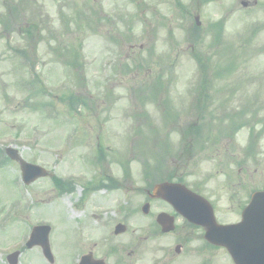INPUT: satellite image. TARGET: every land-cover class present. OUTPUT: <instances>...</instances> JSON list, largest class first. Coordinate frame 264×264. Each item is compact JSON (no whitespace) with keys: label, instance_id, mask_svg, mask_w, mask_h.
<instances>
[{"label":"rangeland","instance_id":"rangeland-1","mask_svg":"<svg viewBox=\"0 0 264 264\" xmlns=\"http://www.w3.org/2000/svg\"><path fill=\"white\" fill-rule=\"evenodd\" d=\"M98 1L90 0L88 10L89 13L97 11L98 15L95 17L90 14V26L94 27L97 20L98 28L92 30L90 27L88 34L77 35L79 39L74 38L76 35L62 33L58 35L57 45L54 47L35 44L26 36L12 39L29 51L36 64L33 71L39 76V80L33 89L28 88V81L33 79L29 69L24 67L23 59L19 58L27 88L25 84L19 83L16 74L12 73L14 63H18L19 59L6 56L0 51V149L4 151L8 146L14 147L25 160L42 165L60 178L67 179L74 174L77 177L76 182H79H75L73 196L67 193L60 195L51 176L40 178L25 186L17 163L9 161L5 165L0 164V192L3 194L5 208L9 201L13 202L19 197L16 190L20 192L22 207L29 204L31 197L37 201H30L35 203L32 208L20 213L13 212L17 216L10 219V232L21 230L28 234L31 225L47 220L53 225L51 235L63 242L61 246L64 249V257L68 256L66 246H71L70 249L77 246L87 248L92 242H100L104 235L114 236V227L120 220L133 221H126L128 233L120 235L121 238L133 237L130 240L137 241L134 236L145 235L147 220L154 219L156 211L167 210L166 204L157 202V207L152 210L153 216L142 214L141 206L146 198V186L142 179L141 162L132 160L141 156L152 162L151 156L161 155L165 151L168 141L166 135L171 143L167 155L169 162L177 159L184 161L189 168L188 173L195 172L194 176L205 181L206 196L212 199L221 221L227 220L231 171L245 172L247 168V171L264 174V0H257V6L250 10L241 5V0H214L202 5L200 29L203 30L199 31L203 35L214 21L222 20L221 47H217L213 42L214 36L211 34L206 35L201 44H197L199 42L196 43L194 39L187 41L188 27L197 30L196 22L188 15L184 19L177 17L173 4L188 0H170V4H166V0H144L149 4V9L144 12V16L149 18V43L142 49L138 47V50L132 53L130 59L137 60L136 64L123 56L126 54V47L123 51L115 49L117 36L106 45L107 41L103 35H109L107 32L113 33V30L104 28L100 31L102 18ZM106 1L107 9L112 8L114 2H119ZM187 7L193 9V2L188 3ZM132 8L130 6V9ZM27 16L29 17V13ZM66 21L62 20V24H66ZM114 26L115 31L121 29L118 23ZM135 31L140 33L136 28ZM73 41L83 42L84 45L78 67L72 71L64 66V62L55 54H64V48H78L79 45ZM143 41L145 43V36L132 37V42ZM121 42L122 39L119 43ZM217 48L219 52H216ZM199 50L207 54L202 56L203 59L196 55ZM148 55L149 58L152 56L149 62ZM64 59L68 64L66 58ZM107 60L112 61L111 72L109 69L106 71L111 73V77L103 79V65ZM204 62L209 65L205 68V79L208 77L206 70L210 73L209 79L213 78L209 85L212 92L217 93V98H230L229 106L226 108V105L217 99L209 109L211 115H206L204 120L197 118V109H190L186 110L187 113L176 115L172 119L174 122L171 124V121L168 125L167 131L162 129L165 121L160 115L161 111L156 109V102L165 104L172 112L183 108L188 102L187 97L194 95L197 81L204 83L200 77L203 74L201 64ZM136 70V77H131ZM212 73L216 75L212 77ZM122 75H128V79ZM155 80L158 81L157 85L153 83ZM147 86L149 92H154L149 94V102L140 99L138 95V89H144V94L148 91ZM155 93L159 94L156 97L160 100H152L151 97ZM247 97H252L249 98L250 107L259 99L256 109L248 108V112L255 115H245L241 122L261 130L262 136L258 152L255 154L261 164L256 165L255 156L250 158L246 154L245 140L249 134V125L236 134L237 136L234 135L233 145L229 137L224 141L227 142L228 150H224L221 145L205 146L202 151L195 147L192 154L194 158L187 153L185 157L188 158L183 159L182 154L177 151L179 134L175 129L183 124L193 125L200 120L201 123H207L209 120L218 123V120L213 118H224L226 113L231 111V104L234 108L237 105L242 106ZM73 99L84 102L76 107L82 109L81 112L77 109L79 114L71 112ZM47 104H50L49 110L45 107ZM224 119V123H229L228 119ZM61 151L65 152L61 155ZM98 152L103 159L108 157V160L111 157L121 164L111 163V166H107L103 163V167L101 163L92 164V159ZM226 152L231 155V160L227 158ZM129 160L133 161L131 167L134 171L133 175L125 180L123 167L127 169ZM242 162H246L245 166ZM113 167V174L122 182H119L122 189L114 188L111 194L107 193L106 189H100L98 195L86 192L87 182L101 180L105 175L103 168L110 172ZM14 180H17L16 190ZM52 204L56 205L51 207ZM22 207H16L15 210ZM128 212L129 216L125 217ZM179 223L182 224L181 221ZM191 235H198V232ZM12 240L14 239L6 238L4 243ZM202 241L204 242V238ZM34 251L31 257L38 259L37 251ZM142 256L144 258V253ZM200 261L201 264H228L223 251H214L213 248L206 250L202 246Z\"/></svg>","mask_w":264,"mask_h":264},{"label":"flooded vegetation","instance_id":"flooded-vegetation-1","mask_svg":"<svg viewBox=\"0 0 264 264\" xmlns=\"http://www.w3.org/2000/svg\"><path fill=\"white\" fill-rule=\"evenodd\" d=\"M166 1L169 2L170 0ZM98 2L100 15H102V20H104L102 27L104 28L105 23L109 22L110 28L115 31L114 25L118 23L121 29L115 32L118 35L130 37V41L121 46H127L129 56H131L137 46V43L131 42L132 37L137 34L135 28L140 30V32L145 31L144 33L149 38V18L143 16L144 12L149 9V4L143 0H123V2L119 0L106 12L107 1L99 0ZM130 6L133 8L130 9ZM177 7L178 12L180 8L185 11L180 4ZM88 9L89 0H0V51L5 52L4 48L9 37L15 39L16 37H25L31 34H37V43L39 44H45L50 47L56 45L57 33L61 30L58 27V19L63 15L67 19H80L81 24L79 28L71 27L64 29L65 31L72 35H84V31L88 29L89 25ZM187 12L188 14L193 13L192 10ZM27 13H29V17ZM32 16L34 19H32ZM37 17L45 20L47 26L40 21L36 23L35 19ZM143 47L145 45L141 44L140 48ZM21 48L24 49L19 44V50ZM17 77L19 79L22 77L20 72H18ZM188 127L189 125H184L182 129ZM224 133L228 136L231 131L225 129ZM221 135L218 137V134H216L214 141L217 145L223 146L224 142ZM166 174L168 181L170 179L186 180L185 172L178 175V173L173 174L168 171ZM230 174L232 176L229 180L230 200L227 205L226 223L234 224L242 219V214L248 205L251 195L258 190L264 189V174L252 171H231ZM188 185L191 190L201 194L202 186L193 183ZM150 191H147L148 198L146 201L150 204V208H155L157 207V201L163 200L154 198ZM163 203L166 204L168 210L166 212L175 218L176 224L173 231L164 233L156 220H148L145 225V235L134 236L137 241H131L130 239H133V237L121 238L120 235L109 236L108 240L106 239L107 237H103L100 242H92L93 245L91 244L87 248L77 246V248L70 249L71 246H69L66 254L68 256L66 257L62 256L63 248L59 245L57 238L51 236L47 237L48 245L46 246L39 244L30 245L31 236H23L22 238L19 235L14 236L13 239L19 240L20 238L22 240L21 245L19 249L9 251L5 248L9 246L8 242H4L10 236L8 232H5L0 227V264H81L83 257V264H201V246L206 250L213 248L214 251H217V249H220L226 254L229 264H233L231 251L235 250L236 246L227 249L211 245L206 241L203 242L202 233L205 232L204 228L186 220H182V224H180L177 215L174 214L173 207L165 201ZM159 211L161 210L157 212ZM254 214L248 215L250 219L244 232L246 243L244 250L252 254L264 250V245L260 244L264 241L263 234L258 228L250 224L251 218L256 216ZM1 215H3V212H1ZM1 221L2 219H0ZM126 221L133 223V221L129 220L118 221V223L126 225L125 233L123 234L128 233ZM130 232L132 233V230ZM193 232H198V235H191ZM122 239L128 241H122ZM35 240H41V238H35ZM34 250L37 251L38 259L31 257L32 253H35ZM143 253L144 258L142 256Z\"/></svg>","mask_w":264,"mask_h":264},{"label":"water","instance_id":"water-1","mask_svg":"<svg viewBox=\"0 0 264 264\" xmlns=\"http://www.w3.org/2000/svg\"><path fill=\"white\" fill-rule=\"evenodd\" d=\"M8 153H9V155H10L12 158H18L17 152H16L15 150H13V149H8ZM21 164H22V166H23V169H25V168L28 166L27 163H26L25 161H23V160H21ZM34 167H35L34 169L42 171L41 168L36 167V166H34ZM40 171H38V172L40 173ZM43 174H44V171H43L42 175H43ZM163 189H164V187H161V186L157 187L158 192H159L161 195H163V196L165 197V195H164V193H163ZM170 190H171V189H168V193L170 192ZM168 193H167L166 196H167L168 198H171V197L168 195ZM192 219H193V218H192ZM212 219H214V218L212 217ZM159 220H160V222L166 227V229H171V228H173L172 225H170V221H172V219L168 218L166 215H161V216L159 217ZM193 220H194V219H193ZM213 222H214V220H213ZM211 224H212L211 221L208 222V226H209V227H212ZM121 230H122L121 228H118L117 232H121ZM44 244H45V243H44Z\"/></svg>","mask_w":264,"mask_h":264}]
</instances>
